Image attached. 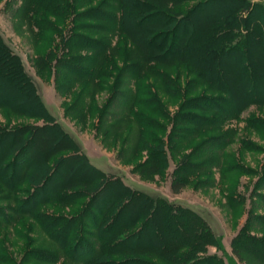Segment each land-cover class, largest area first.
I'll return each mask as SVG.
<instances>
[{
  "label": "trees",
  "instance_id": "16d2710c",
  "mask_svg": "<svg viewBox=\"0 0 264 264\" xmlns=\"http://www.w3.org/2000/svg\"><path fill=\"white\" fill-rule=\"evenodd\" d=\"M20 1L21 15L39 33L58 32L70 20L65 43L72 53L57 67L82 85L72 99L71 108L77 109L73 115L79 123L96 116V128L104 137H118L120 127L132 131V153L146 152L145 160L135 163L138 175L162 176L167 151L173 157L178 147L188 148L191 158L198 160L214 145L216 158L211 162L223 174L229 173L230 166L223 164V121L250 105L264 108V0ZM190 2L194 5L186 7ZM209 6L214 7L213 17L195 21L196 12ZM219 11L224 14L217 18ZM134 12L136 22L131 20ZM84 21L93 22L79 24ZM149 24L143 31L142 26ZM83 29L92 36L83 34ZM82 50L89 54L71 56ZM47 55L50 59L52 52ZM39 61L46 71L47 62ZM11 69L27 93L28 109L9 101L0 102V109L45 121L41 126L0 127V203L4 204L0 220L33 234L28 237L13 229L22 240L18 245L12 242L20 249L19 264H224L217 256L205 254L208 246L219 249L220 244L198 214L161 196L130 189L80 153L70 134L49 115L18 57L0 38V84L14 92ZM101 91H107L109 98L99 108L94 95ZM162 97L177 104L172 118ZM115 98L124 101L116 112L120 115H113L112 123L103 128L109 124L105 118ZM158 120L171 121L165 138L159 136L165 128ZM253 126L264 127V122L254 121ZM209 132L218 135H206ZM37 134L56 142L39 147L34 142ZM32 154L38 155L35 165L46 172L36 184L26 174L32 172L28 165ZM182 158L169 184L172 195L185 187L191 170L203 166L199 160L191 163ZM11 168L19 172L5 176ZM81 169L84 173L78 175ZM43 190L46 194L40 196ZM246 226L231 244L232 254L242 264L248 263L241 252L251 256L250 248L264 250V240L249 236ZM36 229L51 245L41 244ZM145 238L147 245L141 242ZM1 245L2 241L0 264H14L15 258L8 257ZM254 261L264 264V259Z\"/></svg>",
  "mask_w": 264,
  "mask_h": 264
},
{
  "label": "rangeland",
  "instance_id": "374dc122",
  "mask_svg": "<svg viewBox=\"0 0 264 264\" xmlns=\"http://www.w3.org/2000/svg\"><path fill=\"white\" fill-rule=\"evenodd\" d=\"M255 1L260 2V0ZM20 4V0H0V38L10 51L18 57L23 72L35 86L37 94L49 115L56 120L64 131L70 134L80 153L86 156L94 167L107 176L121 179L130 189L149 195L161 196L169 203L194 211L205 221L220 244L219 249L208 246L205 254L217 256L224 264H242L232 254L231 244L243 225H247L249 236L264 240V127L258 128L253 126L254 121L264 122V108L250 105L233 119L223 121L220 130L223 133L222 142L226 144L223 150L225 154L223 164L230 166L229 173L223 174L222 171L217 170L215 162H211L216 158L214 149L217 145L210 146L208 151L203 152L204 157L202 159L198 157L199 162L203 166H200V168L197 167L195 171L191 170L188 175H193L188 176V182L185 187L179 194L172 195L169 191V184L173 178V171L177 163L183 160L182 156L184 158L187 157L191 163H195L198 160L191 158V152L188 148L184 149L182 147L181 150L178 147L177 152L172 155L173 157L167 151V167L162 173V176L142 178L138 175L134 171L135 163L137 160L139 162L144 161L146 152H140L138 155L132 153V149L130 148L135 142L132 131H129L128 128L124 130L120 127L117 129L119 131L118 137L114 139L110 135L104 137L102 131L96 128V116L93 117V120L87 119L84 123H79L73 115L77 109L71 108L72 99L80 91L82 85L77 82L75 84L73 79L70 80V77H67L70 75L65 74L63 70H58L57 67L58 62L66 59L65 57H67L69 52L72 53V50L69 51L65 43L70 35L69 28H72V23L69 22L70 20L66 21L63 26H60V30H57L58 32H53L48 35L46 33H39L40 29L34 23L29 24L21 15L22 11L18 8L21 6ZM185 5L190 8L194 5V2L186 3ZM213 10L214 7L209 6L197 11L194 17L195 21L200 18V22H203L212 18ZM223 14L222 11H219L216 16L219 18ZM131 16V20L136 22L138 16L135 15V12ZM49 21L54 24L56 23L53 18H49ZM91 22L93 21H84L79 24H92ZM148 26L150 24L142 26L143 31ZM169 28L171 26L168 25ZM83 30H85L83 34L92 36V33L88 29ZM136 34L140 38V31ZM47 36H49L50 42L46 41ZM50 51L52 55L49 59L47 54ZM88 54V52L82 50L78 54L75 53L71 56H87ZM40 59L47 62L48 68L46 71L41 69L42 64H37L40 63ZM77 66L79 68L84 67L83 65ZM13 73L11 69L10 75L16 89H14V92H10L5 85H2L3 82H1L0 102H13V104H21L22 108L28 109V101H26L28 98L27 93L21 85V82L16 83L17 79ZM112 81L114 80L110 79V82ZM67 83L69 86L68 89L66 86ZM132 88L133 86L130 87V89ZM82 98L85 102L88 101V96L85 95ZM108 98L109 93L107 91H101L94 95V100L97 101V107L99 108ZM112 100L108 109L109 114L105 118V121L109 124H106L103 128H108L110 123H112L111 118H113V115L116 117L120 115L119 112H116L117 110L119 111L122 103L124 104L123 99L115 98V100ZM162 101H167L166 109L172 118L174 112L177 110V104H172L165 97H162ZM158 121L165 128V132L159 136L165 138L171 130V121ZM113 122L119 123L117 121ZM43 124H45V121L42 119L14 116L5 109H0L1 128L11 129L17 126H41ZM210 134L218 135L216 132H209L206 135L209 136ZM122 141H125L124 144ZM34 142L39 147L46 145L49 147L56 140L50 139L44 141L42 135L37 134L34 137ZM184 145L185 143H183ZM36 156L38 155H29L30 162L28 165H30L32 172L31 174L28 171L26 172L28 180H31L35 184L39 183V179L44 177L46 173L44 171L41 172L39 166L35 165L37 163ZM31 163H33L32 166ZM19 165L17 166L22 167L23 164ZM18 172V168H11L5 176ZM83 173L84 171L81 169L78 175H82ZM60 174L64 177L65 173L61 171ZM45 191L43 190L40 196L45 195L47 192ZM229 196H232V199L229 198L230 200H228ZM1 205L3 206L4 204L0 203V207ZM2 212L12 217L5 210ZM48 212H51V210H48ZM0 222L1 246L9 253L8 257L12 256L13 259L15 258L16 262L14 264H19L18 252H20V249L16 248L17 246L14 247L12 242L18 245L22 243V240L18 239V236L13 233V229L18 230L21 234L28 235V237L33 236V234L29 236L27 232L25 233V228L23 229V227H16L15 224L6 226L1 220ZM26 224L28 223L26 222ZM7 234L9 240L5 242ZM35 236L42 245H51V242L40 230H35ZM141 242L147 245L149 239H141ZM242 244L246 245L244 243ZM250 251L252 252L251 256L241 252V255L248 264H256L254 260L264 259V250L259 251V249L250 248Z\"/></svg>",
  "mask_w": 264,
  "mask_h": 264
}]
</instances>
